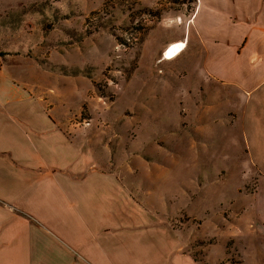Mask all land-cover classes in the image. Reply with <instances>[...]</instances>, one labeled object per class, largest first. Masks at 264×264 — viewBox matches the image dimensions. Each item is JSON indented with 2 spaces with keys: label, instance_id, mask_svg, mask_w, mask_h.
Returning <instances> with one entry per match:
<instances>
[{
  "label": "rangeland",
  "instance_id": "374dc122",
  "mask_svg": "<svg viewBox=\"0 0 264 264\" xmlns=\"http://www.w3.org/2000/svg\"><path fill=\"white\" fill-rule=\"evenodd\" d=\"M203 28L205 0H0V55L49 70L67 129L183 251L264 264V165L249 158L233 92L205 77Z\"/></svg>",
  "mask_w": 264,
  "mask_h": 264
},
{
  "label": "crops",
  "instance_id": "0c3cea01",
  "mask_svg": "<svg viewBox=\"0 0 264 264\" xmlns=\"http://www.w3.org/2000/svg\"><path fill=\"white\" fill-rule=\"evenodd\" d=\"M200 34L205 77L233 92L249 158L264 165V0H205ZM0 58V264H200L70 133L49 70Z\"/></svg>",
  "mask_w": 264,
  "mask_h": 264
},
{
  "label": "bare ground",
  "instance_id": "6f19581e",
  "mask_svg": "<svg viewBox=\"0 0 264 264\" xmlns=\"http://www.w3.org/2000/svg\"><path fill=\"white\" fill-rule=\"evenodd\" d=\"M185 40L177 41L168 45L164 51V58L170 60L185 48Z\"/></svg>",
  "mask_w": 264,
  "mask_h": 264
},
{
  "label": "built area",
  "instance_id": "2783aa9c",
  "mask_svg": "<svg viewBox=\"0 0 264 264\" xmlns=\"http://www.w3.org/2000/svg\"><path fill=\"white\" fill-rule=\"evenodd\" d=\"M1 70H2V59L0 58V78H1Z\"/></svg>",
  "mask_w": 264,
  "mask_h": 264
}]
</instances>
